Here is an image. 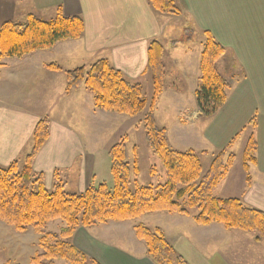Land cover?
Instances as JSON below:
<instances>
[{
	"label": "crops",
	"instance_id": "0c3cea01",
	"mask_svg": "<svg viewBox=\"0 0 264 264\" xmlns=\"http://www.w3.org/2000/svg\"><path fill=\"white\" fill-rule=\"evenodd\" d=\"M176 4L179 15L158 13L148 0H0V25L11 19L23 22L28 14L48 20L58 7L65 16L78 15L84 22L79 39H64L49 49L3 59L0 166L29 152L33 127L48 116L49 138L32 168L44 174L47 188L55 169L64 187L72 174L82 192L91 178L95 180L96 162L107 156L116 141L113 127L128 124L134 117L95 108L92 95L84 89L65 93L64 71L104 58L142 88L143 81L151 83L147 46L157 40L163 45L165 75L155 109L156 122L159 111L172 112L171 127L164 128L173 146L180 150L191 146L210 157L222 148L229 149L240 138L242 156L253 133L257 148L255 162L248 168L250 182L246 181L242 161L234 160L215 190L232 177V184L226 186L232 189L228 197L264 212V0H176ZM176 22L182 29L171 28ZM205 30L224 48L216 69L230 85L224 105L208 117L197 106L195 96ZM185 34L190 35V43L179 46ZM164 42L171 43L168 50ZM51 62L61 71L46 69ZM168 74H175L180 86L166 84ZM252 118L255 123L251 128L248 122ZM138 222L161 227L168 242L189 264H264V239H257L254 233L226 229L219 223L197 225L191 215L165 212L144 214L136 220L108 221L91 229L79 227L72 243L100 264H154L146 256L144 242L135 236L133 227ZM119 240L131 248L120 245ZM7 248L8 254L0 257L3 263L28 264L20 260L26 254L22 247L10 244Z\"/></svg>",
	"mask_w": 264,
	"mask_h": 264
},
{
	"label": "trees",
	"instance_id": "16d2710c",
	"mask_svg": "<svg viewBox=\"0 0 264 264\" xmlns=\"http://www.w3.org/2000/svg\"><path fill=\"white\" fill-rule=\"evenodd\" d=\"M153 10L165 15H179L176 0H148ZM56 15L48 20L28 14L23 22L8 20L0 25V69L4 58L22 57L40 49H49L64 39H79L84 33L83 19L78 15L65 16L58 7ZM224 48L209 31H203L199 59V86L195 92L199 109L204 116L214 115L226 102L229 82L217 71L215 63ZM163 45L151 40L147 46V71L152 82L149 100L141 86L126 79L107 59H98L88 65L65 70V93L84 89L92 95L97 109L123 113L130 117L143 114L140 125L147 146L159 159L165 180L153 185H138L139 174L136 148L129 158L126 136L121 137L107 151L110 159L112 188L105 183L89 185L84 191L67 193L59 172L53 173L51 188L47 189L44 175L35 172L33 161L49 138L48 116L35 124L31 147L21 159L0 166V221L17 232L32 227L38 234L37 251L30 264H100L72 243L79 227H92L108 221L136 220L144 214L166 212L191 215L195 224L219 223L226 229L251 232L257 239H264V212L244 206L235 197H217L214 190L232 166L235 155L222 148L214 154L203 173L200 155L194 149L175 150L168 141L165 128L155 120L156 103L163 91ZM50 71H61L55 63H47ZM254 118L248 122L253 127ZM232 143V140L228 145ZM256 139L251 133L242 152L246 181L250 182L248 168L255 162ZM154 166L150 176L156 177ZM193 208L197 211L191 213ZM61 220L57 232L49 231L48 222ZM137 239L145 244L146 256L154 264H189L167 241L159 227L144 223L134 225ZM3 264H8L3 263Z\"/></svg>",
	"mask_w": 264,
	"mask_h": 264
},
{
	"label": "rangeland",
	"instance_id": "374dc122",
	"mask_svg": "<svg viewBox=\"0 0 264 264\" xmlns=\"http://www.w3.org/2000/svg\"><path fill=\"white\" fill-rule=\"evenodd\" d=\"M176 23H178V22H176ZM181 27L182 26L179 23L174 25L173 27L171 26L172 29L174 28L176 30L182 29ZM189 38H190V35L185 34L183 36V38H181V40L178 41L179 46H188L190 43V40H188ZM170 44H169V42H167V44H166V42H164V45L167 48V50L171 46ZM215 66H216V63H215ZM164 72H165V68H164ZM219 72L221 73V71H219ZM150 80H151V77H150ZM171 82L175 83V85H177V86H180L179 82H176L175 74H172V75L168 74L167 77L165 78L166 84H169ZM141 89H142V93H143L144 97L147 98V100H149L151 97V92H152V82L147 84L146 81H143ZM196 103H197V100H196ZM157 105H158V103H156V106ZM197 106H198V104H197ZM174 117L175 116L172 112L169 114H165L164 111L163 112L159 111V113H157V122L158 123L157 122L156 123H157V125L159 124L160 127H163V128H164V125H166L169 129L171 127L170 123L173 121ZM184 117H187V116H184ZM142 118H143V114H139V115L135 116L134 119H131L130 123L125 124L126 126L125 125L114 126L113 131H112V138L116 139V141H114L110 145V147L114 143L119 141L121 139V137L126 136L127 137L126 145H127V151L129 154V158L132 159V156H133L132 149H133V147L136 148V155H137V160H138V165H139V174L135 177V183L138 185H148L150 183H152L153 185H157L159 183L164 182L165 170H164L161 162L159 161V159L151 152V150L149 149V147L146 144L145 137H144V131H143L142 126L140 125V121L142 120ZM198 123L200 124V121L196 122V124H198ZM245 133H246V131H243L242 136H245ZM167 137H168V141H169L170 146L175 150H180V149H176L175 146H173V143L171 141V136H169L168 131H167ZM241 142H242V139L240 138L237 141H235L234 143H232L231 147L229 149L227 147L229 152L235 154V163L242 161L241 160V157H242L241 156V148H240ZM186 149H194V148L191 146H187ZM194 150H196V149H194ZM196 151H200V150H196ZM217 152H219V151H217ZM217 152H215L214 154H216ZM214 154L212 155V157L214 156ZM212 157L200 155L203 173L207 170L209 162L212 159ZM151 166H154L156 169L157 175L155 178H152L150 176ZM55 171L59 172L58 169H55L53 171V173ZM93 172L95 174V180H94V182H92L93 180L91 178V182H88L86 184V188L89 185H96L99 183H105L108 186V188H112L113 178H112V175L110 173V159H109L108 155L105 156V158H101L98 163L96 162L95 166L93 167ZM53 173H52V177H53ZM59 177H60V172H59ZM68 179H69V182H67L66 186L64 187V191H66L67 193L79 192L80 190H79V188L75 182L74 175H72V174L69 175ZM221 180L219 181V183L221 182ZM232 181H233L232 177H229L228 179L223 180L219 189H217V191L214 190V195L217 197H228V196L232 195L231 194V191H232L231 187L229 186L226 188L227 185L232 184ZM50 188H51V186L48 187L47 189H50ZM223 188H226V189L220 191ZM192 211L196 212L197 210L195 208H193ZM155 213H157V212H155ZM152 214H154V213H152ZM113 222H116V221H113ZM138 223H141V222H138ZM61 226H62V221L58 219V220L48 222L46 228L51 232H57ZM148 227H150V226H148ZM155 227H159V226H155ZM159 228H161V227H159ZM28 229H29L28 232H26L25 234L18 233V232L16 233L15 231H13L14 229L12 227H10L7 224L5 225L4 222L0 221V257H2L5 254H8V248H7L8 245L13 244V247L19 245V247H22L21 249L23 251H25L24 253H26L24 256L20 257V260L22 258L21 261L25 260L24 262L30 264V258L40 249H38V246H37V242H38V238H39L38 234L35 232V230L32 227H28ZM163 233H164V231H163ZM119 243H120V245H122L124 247L131 248L129 243L125 242L124 240H119ZM7 263L10 264L9 262H7ZM0 264H3L2 259H0ZM58 264H68V263H66L65 261H60V262H58Z\"/></svg>",
	"mask_w": 264,
	"mask_h": 264
}]
</instances>
